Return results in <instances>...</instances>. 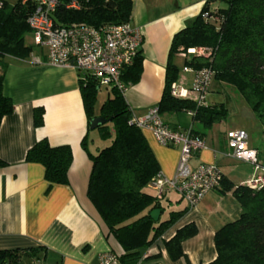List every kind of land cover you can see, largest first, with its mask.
Segmentation results:
<instances>
[{
    "label": "crops",
    "instance_id": "1",
    "mask_svg": "<svg viewBox=\"0 0 264 264\" xmlns=\"http://www.w3.org/2000/svg\"><path fill=\"white\" fill-rule=\"evenodd\" d=\"M131 1L130 22L143 34L139 48L142 71L138 81L127 86L123 97L131 114L141 117L160 99L173 34L200 11L204 0ZM213 4L211 8L216 7ZM181 52L172 57L175 65L179 58L185 59ZM6 60L3 94L11 100L12 111L0 121V249L40 248L33 257L22 256L25 264H97L101 252L112 250L122 254V248L108 234L86 195L91 161L81 140L86 135L87 148L95 152L100 147L96 140L100 136L98 131L92 136V130H88L80 95V73L72 66L46 63L41 48L38 52L32 50L25 59L9 56ZM192 78L191 71L181 70L175 82L189 89ZM102 87L108 96L109 87L106 86L97 87V93ZM100 104L96 108L95 100V114H98ZM36 106L44 110L40 127L33 123V108ZM160 116L172 128L199 131L196 135L202 138L205 148L193 155L191 166L213 162L234 187L245 184L254 172L259 173L250 163L222 154L226 150L225 132L243 129L248 135V145L256 150L259 161H262L264 146L251 139L248 128L240 125L219 128L214 123L200 135L202 129L193 123L187 111L164 112ZM141 131L156 158L159 172L172 176L180 146L160 145L148 130ZM41 138H46L51 146L70 147L72 160L67 183L48 182L41 164L26 161L27 150ZM222 187L208 191L188 208L177 193L167 191L161 200L160 219L167 218L170 211L186 209L159 238L140 250V257L133 264H207L212 261L216 256L215 231L236 219L241 211L232 189L222 190ZM189 222L196 226V233L181 242L183 257L171 259L164 241Z\"/></svg>",
    "mask_w": 264,
    "mask_h": 264
},
{
    "label": "trees",
    "instance_id": "2",
    "mask_svg": "<svg viewBox=\"0 0 264 264\" xmlns=\"http://www.w3.org/2000/svg\"><path fill=\"white\" fill-rule=\"evenodd\" d=\"M71 1H75L78 8L59 6L53 16L55 23L97 27L128 22L131 18V0H64ZM215 2L216 7L211 8ZM31 8V4L21 3V0L13 3L0 0V121L12 111L11 100L3 94L6 59L9 56L25 59L33 50L32 45L24 42L25 35L30 32L27 17ZM198 46L211 47V57L193 55L184 59V65L196 69L208 66L214 72L213 81L233 86L259 119L264 132V0H204L200 11L172 36L163 89L156 106L160 114L192 110L193 123L202 129V135L226 116L223 103L196 107L191 100L170 94V85L179 74L172 57ZM141 71L142 55L138 50L133 62L122 70L121 79L127 85L134 84ZM79 85L88 130L93 117L111 118L94 129L101 139L111 138L109 144L91 152L87 148V136L81 140L91 161L86 195L108 234L122 248L121 263L133 264L140 257V250L159 238L186 208L170 211L165 219H151L150 211L162 208L161 200L155 198L149 186L159 166L141 129L130 121L132 114L123 94L116 88H109L108 96L95 114L98 87L95 80L88 75L80 76ZM43 113L41 106L33 108L36 127L43 124ZM190 130L192 134L199 132L195 128ZM25 159L41 164L48 182L67 183L72 160L69 146H51L46 138H41L27 150ZM259 162L264 166V158ZM220 185L222 190L232 189L241 211L236 219L215 231L216 256L207 264H264V186L252 187L245 183L234 187L224 177ZM195 233L196 226L192 222L176 229L164 241L169 257H183L180 244ZM38 250L40 248L0 249V264H23L22 256L33 257Z\"/></svg>",
    "mask_w": 264,
    "mask_h": 264
},
{
    "label": "built area",
    "instance_id": "3",
    "mask_svg": "<svg viewBox=\"0 0 264 264\" xmlns=\"http://www.w3.org/2000/svg\"><path fill=\"white\" fill-rule=\"evenodd\" d=\"M31 4L27 24L33 44L44 50L45 62L54 66H72L80 76L88 75L97 86L113 87L122 94L127 84L121 79L122 70L133 62L139 50L143 34L141 29L130 21L119 24L62 25L54 22L57 8H78L75 1L64 0H21ZM182 57L201 56L210 58L212 48L198 46L181 52ZM183 72L191 71L193 78L189 89L181 87L175 81L170 85V94L194 102L196 107L206 106V96L213 81V70L208 67H182ZM191 116L193 111H187ZM132 123L140 129L148 130L154 139L163 146H180V154L175 172L165 176L158 172L149 186L157 200H162L167 191L177 193L188 207H193L208 191L220 186L223 178L218 166L213 163L189 164L195 153L205 148L202 138L192 134L190 128H172L166 124L158 111L152 106L141 116H131ZM225 157L250 163L258 174L246 181L252 187L264 186V166L257 158V152L248 145V135L243 129H229L225 132ZM36 264V263H31ZM97 264H122L119 254L106 250L98 256Z\"/></svg>",
    "mask_w": 264,
    "mask_h": 264
},
{
    "label": "rangeland",
    "instance_id": "4",
    "mask_svg": "<svg viewBox=\"0 0 264 264\" xmlns=\"http://www.w3.org/2000/svg\"><path fill=\"white\" fill-rule=\"evenodd\" d=\"M8 3H13L12 1L15 0H7ZM213 5H217L215 2ZM24 42L26 44L32 45L34 52H38L39 48L33 44L32 35L28 32L25 35ZM189 56L188 58H190ZM177 65L179 67V72H181L182 67L184 65L183 60L179 58L177 60ZM222 83L221 86L218 84ZM209 94L206 96V102L208 103H223L226 108V116L221 121L217 122V127L222 128L225 126H229L231 128L235 126H243L249 129L251 139L258 140L264 146V132L261 131V123L259 119H257L256 115L251 111L247 102L244 98L240 95V93L231 85L224 83V82H215L212 81V84L209 89ZM107 94L105 92V88L102 87L99 92L97 93L96 97V108L98 105L104 101ZM216 127V128H217ZM215 126L213 127V129ZM92 136L96 134V130L91 131ZM96 136V135H95ZM97 143L100 146H104L110 143L111 138L105 137L101 139H96ZM190 164V162H189ZM22 263L25 264L26 260L22 259Z\"/></svg>",
    "mask_w": 264,
    "mask_h": 264
},
{
    "label": "water",
    "instance_id": "5",
    "mask_svg": "<svg viewBox=\"0 0 264 264\" xmlns=\"http://www.w3.org/2000/svg\"><path fill=\"white\" fill-rule=\"evenodd\" d=\"M111 120L110 117L105 118L103 116H95L89 121V129L93 130L95 129L98 125L107 123ZM160 215V209L156 208L150 211V217L153 221H157Z\"/></svg>",
    "mask_w": 264,
    "mask_h": 264
}]
</instances>
